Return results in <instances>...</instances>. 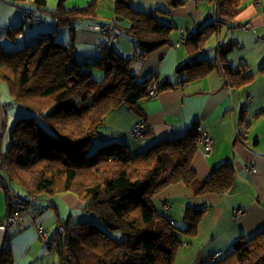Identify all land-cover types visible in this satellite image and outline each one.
Instances as JSON below:
<instances>
[{
    "label": "trees",
    "instance_id": "16d2710c",
    "mask_svg": "<svg viewBox=\"0 0 264 264\" xmlns=\"http://www.w3.org/2000/svg\"><path fill=\"white\" fill-rule=\"evenodd\" d=\"M4 1L40 20L47 13L57 26L25 39L26 27L34 23L19 17L18 25L6 33L0 30V84L8 88L12 110L17 109L10 114L8 107L0 125V141L6 135L9 141L0 154V186L6 188L9 215L0 226L8 225L12 216V196L20 197L30 210L36 205L29 198L53 203L58 196L73 194L82 202L86 220L58 225L55 251L62 264H176L184 239L197 236L205 209H189L188 225L182 229L158 211L156 197L178 184L186 185L195 196L232 193L236 180L232 165L215 169L208 180L198 177L192 167L202 140L198 124L184 138L159 142L135 155L121 142L95 145L110 114L126 106L144 118L142 103L173 87L156 75L139 81L132 66L168 45L175 27L161 20L163 11H144L136 9L133 0H117L111 20L88 27L105 38L100 55L80 59L75 24L99 18L96 1L83 9H69L70 0H57L55 11H50L51 0ZM210 1L215 19L203 31L183 36L189 56L197 60L194 66L178 71L185 72L191 82L220 66L228 84L235 87L240 74L226 62L236 42L215 48V62L201 59L200 53L209 49L221 26H243L236 24L245 10L243 0ZM183 2L169 0L174 7ZM105 25L123 33L113 42L110 35L95 29ZM63 31L70 33V41L60 42ZM128 36L135 49L127 58L115 45ZM6 40L14 46L4 47ZM241 81L240 85L250 79L242 77ZM154 85L159 89L151 94ZM38 211H32L37 212L35 221ZM10 242L11 238L0 264H14ZM213 264H264V229L249 239L240 238L231 253Z\"/></svg>",
    "mask_w": 264,
    "mask_h": 264
},
{
    "label": "crops",
    "instance_id": "0c3cea01",
    "mask_svg": "<svg viewBox=\"0 0 264 264\" xmlns=\"http://www.w3.org/2000/svg\"><path fill=\"white\" fill-rule=\"evenodd\" d=\"M93 1L97 3L99 18L75 24L76 50L80 59L100 55V44L105 38L88 27L111 20L117 0H70L66 4L69 9H83ZM183 1L182 5L174 7L169 0H133L136 9L165 12L161 20L175 27L169 44L145 60L137 59L132 66L133 73L139 81L156 75L159 81L168 82L173 87L142 103L144 118L126 106L110 114L95 145L121 142L127 144L135 155L159 142L184 138L196 124L209 134L213 145L211 152L206 153L201 140L192 167L201 180H208L215 169L230 163L236 175L233 192L223 196H195L186 185L178 184L165 189L155 201L158 211L164 216L161 209L167 211L172 215L167 218L182 229L188 225L185 216L189 209H205L197 236L184 239L176 264H212L213 259L231 253L240 238L249 239L264 229V0H243L245 10L236 24H251L252 29L244 31L234 27L235 24L221 26L216 38L211 39L209 49L200 53L201 59L215 62V48L221 43L236 42L226 62L235 73L240 74V82L235 87L228 84L219 67L191 82H187L185 72L178 71L184 66H194L197 60L189 56L184 44L177 46L180 38L203 31L215 19V8L210 0ZM56 7L57 0L50 5V11H55ZM22 12L0 0V22L3 24L0 30L6 33L10 27L18 25ZM41 17L38 23L26 27L25 39L56 28L54 17L47 13H42ZM35 27L39 30H33ZM29 33L30 37L27 36ZM59 40L62 43L70 41V33L63 31ZM14 44L6 40L4 47L10 48ZM134 47L135 42L130 36L115 45L119 54L127 58L134 55ZM244 66L247 70L242 71ZM242 77H248L250 81L240 85ZM2 85L0 125L4 123L8 107L10 114L17 112V109L12 110L8 88ZM142 119L153 131L140 142L135 140L132 130ZM7 137L0 141V154L8 147ZM250 167L256 171L250 172ZM29 200L36 205L30 210L40 211L37 224L44 227L50 238H55L59 224H76L82 218L86 220L82 202L73 194L58 196L53 203L33 198ZM168 204L171 205L170 210L164 207ZM238 209L246 213L240 221H235L234 212ZM8 215L6 194L0 193V222ZM32 225L34 223H29L30 227L25 229L0 228V255L11 238L14 264H62L56 251H51L39 240Z\"/></svg>",
    "mask_w": 264,
    "mask_h": 264
},
{
    "label": "built area",
    "instance_id": "2783aa9c",
    "mask_svg": "<svg viewBox=\"0 0 264 264\" xmlns=\"http://www.w3.org/2000/svg\"><path fill=\"white\" fill-rule=\"evenodd\" d=\"M20 17H21L20 18L21 20L27 21L28 23L36 24L40 21V18H36L32 12L23 13ZM95 29L103 35H110L113 42L116 41L117 38L123 33L122 31H119L117 28H114L109 25L99 26ZM241 29L244 31L250 30L252 29V25L245 24L241 27ZM262 41H264V38L262 39ZM183 42H184V37H181L180 41L177 43V46L182 45ZM241 70L245 71L247 70V67L245 66L241 67ZM219 71L222 75H224V71L222 70L220 66H219ZM158 89H159V85H154L152 88L151 94H154ZM152 131L153 129L150 126H148V124L145 121L140 120L135 125L133 134L139 140H144ZM196 131L202 134V142L205 145L206 153L209 154L213 147L212 138L209 136V134H207L203 130V128L200 125L196 127ZM189 134H190V131L187 132V135ZM248 170L250 172L256 171L255 168L253 167H250ZM5 191H6V188L3 186H0V193H4ZM11 206L14 209V211L8 222V225L0 227L2 230H8L9 228H12L17 225L28 227V224L33 222L36 227V232L38 234L39 240H41L44 244H46L47 247L51 251L56 249V247L58 246L57 239L56 238L50 239L49 234L44 229V227L37 224V222L35 221L37 218V212L30 211L28 206L24 203V201L20 197H17V196L11 197ZM245 213L246 211L243 209L235 210L234 212L235 221H240L244 217ZM62 231H63V227L60 226L59 233H61ZM213 262H215V259L212 260V263Z\"/></svg>",
    "mask_w": 264,
    "mask_h": 264
},
{
    "label": "rangeland",
    "instance_id": "374dc122",
    "mask_svg": "<svg viewBox=\"0 0 264 264\" xmlns=\"http://www.w3.org/2000/svg\"><path fill=\"white\" fill-rule=\"evenodd\" d=\"M54 1H55V0H51V1H50L49 7H50V5L52 4V2H54ZM23 12H24V11H23ZM23 12H22V13H23ZM2 25H3V24H1V22H0V28L3 27ZM37 28H38V27H35L33 30H39V29H37ZM33 30H32V31H33ZM27 36L30 37L31 34L29 33ZM30 39H32V38H30ZM3 86H5V88H6V85H5V84L2 85V87H3ZM0 92L2 93V91H1V87H0ZM1 93H0V94H1ZM0 101H1V100H0ZM1 102H2V101H1ZM139 121H140V120H139ZM139 121H138V122H139ZM136 124H137V123H136ZM136 124H135V125H136ZM135 125H134V127H135ZM133 129H134V128H133ZM132 135H133V137L135 138V136H134V134H133V130H132ZM135 140L137 141V139H135ZM138 141L142 142L143 140L141 141V140L138 139ZM164 207H165L166 209H168V210L171 209V205H170V204H169L168 206H164ZM161 212H162L163 214H165L166 217H169V218L172 217L171 214H169L167 211H165V210H163V209H161ZM91 217H92V218H91L90 221L94 220V217H93V216H91ZM192 239H194V238H192ZM183 246H184V245H183ZM183 246L181 247V249L183 248Z\"/></svg>",
    "mask_w": 264,
    "mask_h": 264
},
{
    "label": "clouds",
    "instance_id": "9594fccd",
    "mask_svg": "<svg viewBox=\"0 0 264 264\" xmlns=\"http://www.w3.org/2000/svg\"><path fill=\"white\" fill-rule=\"evenodd\" d=\"M213 263H214V262H213ZM213 263H212V264H213Z\"/></svg>",
    "mask_w": 264,
    "mask_h": 264
}]
</instances>
